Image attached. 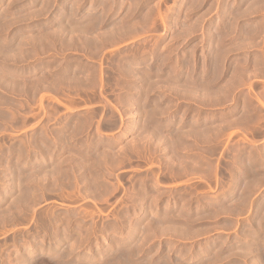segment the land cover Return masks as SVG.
I'll return each mask as SVG.
<instances>
[{
  "label": "rangeland",
  "instance_id": "374dc122",
  "mask_svg": "<svg viewBox=\"0 0 264 264\" xmlns=\"http://www.w3.org/2000/svg\"><path fill=\"white\" fill-rule=\"evenodd\" d=\"M27 263L264 264V0H0V264Z\"/></svg>",
  "mask_w": 264,
  "mask_h": 264
},
{
  "label": "bare ground",
  "instance_id": "6f19581e",
  "mask_svg": "<svg viewBox=\"0 0 264 264\" xmlns=\"http://www.w3.org/2000/svg\"><path fill=\"white\" fill-rule=\"evenodd\" d=\"M90 26H92V25H90ZM88 29V28H87ZM90 29V28H89ZM84 31V30H83ZM86 31V30H85ZM72 32V31H71ZM74 32V31H73ZM81 33V32H80ZM74 34V33H73ZM67 35V34H66ZM112 36H113V34H112ZM78 109V108H77ZM22 261V260H21ZM30 263V262H29ZM28 264V263H27Z\"/></svg>",
  "mask_w": 264,
  "mask_h": 264
}]
</instances>
